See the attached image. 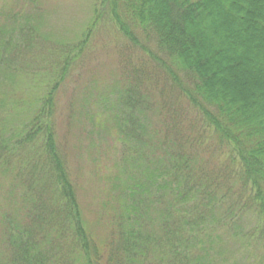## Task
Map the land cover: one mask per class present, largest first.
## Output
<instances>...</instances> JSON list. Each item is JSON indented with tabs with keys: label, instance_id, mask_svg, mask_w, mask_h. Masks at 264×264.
<instances>
[{
	"label": "trees",
	"instance_id": "1",
	"mask_svg": "<svg viewBox=\"0 0 264 264\" xmlns=\"http://www.w3.org/2000/svg\"><path fill=\"white\" fill-rule=\"evenodd\" d=\"M88 1L89 24L44 62L46 77L34 53L48 42L35 45L32 26L0 25V64L31 47L15 77L44 87L29 121L0 128V176L16 171L0 216V264H205L220 247L215 229L233 230L248 213L264 246V0ZM105 22L149 63L126 59L114 93L100 99L119 149L114 215L97 239L56 143L55 114L59 88ZM148 66L159 108L140 89ZM17 98L14 90L0 102ZM216 152L206 170L198 156Z\"/></svg>",
	"mask_w": 264,
	"mask_h": 264
},
{
	"label": "rangeland",
	"instance_id": "2",
	"mask_svg": "<svg viewBox=\"0 0 264 264\" xmlns=\"http://www.w3.org/2000/svg\"><path fill=\"white\" fill-rule=\"evenodd\" d=\"M91 16L92 7L88 0H0V25L7 30L12 25L32 26L36 30L33 34L35 45L38 44V38L39 42L42 38L48 42L43 53L41 45L40 51L34 53V68H39L36 74L43 77L48 73L44 62L47 63L54 57V51L60 50L59 46L71 49L89 24ZM13 33L15 37L16 32ZM91 38L90 49L73 63L75 69L59 88L55 138L68 177L75 186L82 219L87 229L98 239L107 235L110 216L114 215V175L117 173L119 149L114 117L111 119L105 112L100 99L110 98L114 93L117 79H121L125 68L124 63H128L126 59L131 58L134 62H143L142 59L147 63L149 61L144 51L122 40L115 28L106 22ZM37 49L39 50L38 47ZM149 51H155L153 46L150 45ZM29 53L33 54L31 47L29 51H22V58H18L14 65L6 66L2 61L0 64V99L14 90L18 94L16 100L0 102V128L3 132L5 127L15 128L29 121L38 105L37 98L44 95L43 83L25 82L23 77H15L14 67L17 64L23 65ZM11 58L14 60V56ZM30 63L26 61V64ZM147 70L153 71L145 72L141 77L140 89L151 90L155 98L149 96V99L154 100L153 105L159 108L162 106L161 93L156 94L155 91L160 84L152 82L156 70L149 66ZM21 85L24 88L27 85L30 89L22 94ZM36 87L38 88L33 92L31 88ZM180 107L183 108L184 105ZM158 115L162 119L161 114ZM185 116L197 121L190 111H186ZM151 117L156 119L154 114ZM5 122H8L6 126ZM203 160L208 161L209 169H214L218 164L217 152L214 155L200 153L198 156L199 163L207 170ZM15 172L9 170L8 174L0 176V216L6 209L10 196L6 191L10 182H15L11 180ZM257 221L253 214L248 213L240 218L233 230L216 228L214 234L219 240L214 242L217 246L220 244V247L215 253L207 255L205 264H264V246L254 232ZM251 233L255 235L250 239ZM235 234L242 241L235 238Z\"/></svg>",
	"mask_w": 264,
	"mask_h": 264
}]
</instances>
